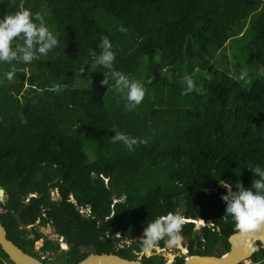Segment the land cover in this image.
Returning <instances> with one entry per match:
<instances>
[{"label":"trees","instance_id":"1","mask_svg":"<svg viewBox=\"0 0 264 264\" xmlns=\"http://www.w3.org/2000/svg\"><path fill=\"white\" fill-rule=\"evenodd\" d=\"M261 1L0 0L8 239L33 257L57 255L46 264H78L91 253L136 261L147 244L164 248L178 236L190 239V255L212 256L249 230L264 204V12L246 20ZM44 23L54 34L34 36ZM230 36L245 87L225 111L208 79L225 67ZM28 194L37 197L26 204ZM181 217L212 225L199 233ZM37 222L67 238L68 249ZM141 260L165 264L161 255ZM0 264L14 263L0 252ZM250 264H264V250Z\"/></svg>","mask_w":264,"mask_h":264},{"label":"water","instance_id":"2","mask_svg":"<svg viewBox=\"0 0 264 264\" xmlns=\"http://www.w3.org/2000/svg\"><path fill=\"white\" fill-rule=\"evenodd\" d=\"M4 193L0 190V194ZM202 223H204L202 221ZM211 224V223H210ZM115 238L114 242L116 243ZM64 241L69 242L66 238ZM230 250L219 244L212 256H192L183 264H242L255 253L264 250V204L255 216V222L249 230L240 231L228 239ZM0 252L5 253L14 264H46L43 261L26 254L8 239L7 231L0 223ZM55 264H58L57 262ZM78 264H143L141 260H128L115 254H89Z\"/></svg>","mask_w":264,"mask_h":264},{"label":"rangeland","instance_id":"3","mask_svg":"<svg viewBox=\"0 0 264 264\" xmlns=\"http://www.w3.org/2000/svg\"><path fill=\"white\" fill-rule=\"evenodd\" d=\"M43 10V9H42ZM264 12V2H260L259 5L257 6V8L250 14L249 18L246 20V24L247 26H249L250 24L255 22V19L258 18V16L260 14H262ZM44 16V14H41ZM54 34L53 28L51 25L44 23L42 25L37 26L36 29H33V35L40 38V37H50L51 35ZM235 43H234V38L232 36H230L227 40L226 43V50L225 53L227 55V61H225V67H223L222 64L219 65L218 69L216 70L217 73H215L214 77H212L211 79H208L209 82H213L215 84V97H216V102L218 103L217 105H219L220 107L223 105V109H225V111L227 109H229L230 107H232L236 102L238 101H242L243 97H242V89L245 87V85L240 84V82L237 80V78L234 76V71H235V65L234 62L236 61L235 55H233V50L235 49ZM4 50L2 49L1 52H3ZM5 53H10V52H4ZM222 54V53H221ZM220 54V56H221ZM219 55V54H218ZM102 60V61H101ZM98 62H104V58L102 57L99 59H96L95 63ZM101 63V64H102ZM1 64V62H0ZM214 64V62H212V65ZM224 69H223V68ZM28 71V68H26ZM162 73L165 75L166 79H169V71L167 69H163ZM219 73V74H218ZM192 77H196V73L192 76ZM106 78V76H105ZM181 79V77H180ZM182 80V79H181ZM1 82V81H0ZM14 84V83H11ZM150 84V83H149ZM27 86V85H26ZM90 86L93 89H98V81L96 82L94 79L91 80L90 82ZM104 89L107 88H115L112 87L109 82H107L104 85ZM118 87V85H117ZM235 91H237V93L239 94V99H235L234 98V93ZM11 92L15 95V90L12 88ZM21 101L23 102L24 99L22 98V96L20 97ZM225 113V112H224ZM215 118H213L212 120H214ZM54 201H57L59 199V196L54 193L53 196ZM76 203V202H75ZM183 211V208L180 209V211L178 212V214H180ZM168 221L172 220L171 217H169L167 219ZM203 221V220H202ZM201 221V222H202ZM180 222H186L183 219ZM201 222H197L195 224V230L198 231L200 233V230L202 227H205L207 225H209L207 222H204L201 224ZM27 229H29L30 231L32 230L31 227H28ZM42 233H44L46 235V238H49L51 240H56L57 236L53 234V229L51 227H47V228H38ZM120 240V239H119ZM175 242L173 241V243L166 245V247L164 248V258H166L165 261H167V263H174L175 262V255L176 256H182L183 252H185L186 249V244L188 242V239H182ZM44 240L39 241L38 243H36V251H38L42 245H43ZM181 242V243H180ZM62 248H66L65 245L62 244L61 246ZM180 248L181 252L179 253H175V255L173 254L174 252H172L170 249L172 248ZM159 252V249L156 248L155 251L151 252V255L153 254H157ZM145 253H149V250H145ZM137 255V253H135ZM145 256V255H143ZM143 256L141 257V259L143 258ZM57 255H51V260H56ZM146 257V256H145ZM173 258V260L171 261V259ZM165 262V264H167Z\"/></svg>","mask_w":264,"mask_h":264},{"label":"clouds","instance_id":"4","mask_svg":"<svg viewBox=\"0 0 264 264\" xmlns=\"http://www.w3.org/2000/svg\"><path fill=\"white\" fill-rule=\"evenodd\" d=\"M0 190H3V189H0ZM4 191V190H3ZM54 193H56L57 195H58V193L57 192H53L52 194H51V196H52V199H53V196H54ZM59 196V195H58ZM37 197V195H35V194H28L27 196H26V199H25V203L27 204V203H29L30 202V200H31V198H36ZM6 198H7V195H5V191H4V193L1 195L0 194V202H2V203H4V202H6ZM54 200V199H53ZM70 202H73L74 204H75V200H74V198L73 197H71L70 198ZM80 208V210H79V213L82 215V216H85V217H89V216H91V209L89 208V207H79ZM169 217H171V219L172 220H170V221H168L167 219L169 218ZM184 220V221H186V222H184V223H188V222H190V223H194V224H196L197 222H201L202 221V219H199V220H196V221H194V220H187V219H185V218H183V217H181L179 220H177L180 224H184L183 222H180L181 220ZM164 220H166V222H168V223H170V224H172L174 221H175V217H174V215L173 214H170V215H168L166 218H164ZM203 222H207L210 226L212 225V223L210 222V221H205V220H203ZM1 223V222H0ZM211 223V224H210ZM2 224V223H1ZM39 223L37 222V224H36V226L38 227V228H47V227H50V225H47V226H40V225H38ZM203 225V224H202ZM31 227V229H32V226H30ZM170 227L171 228H173L174 230H176V227H174L173 225H170ZM28 228V227H27ZM52 228V227H51ZM29 230V229H28ZM41 232V231H40ZM42 233V232H41ZM44 236H45V238H46V235L44 234V233H42ZM53 234L54 235H56L55 234V232H54V230H53ZM57 236V235H56ZM121 236L119 235V234H117V235H115L114 236V240H115V238H118L117 240H116V245L118 246L119 245V239H121L120 238ZM46 239H48V240H51V239H49V238H46ZM64 239H66V238H62V237H59V236H57V239L56 240H51V241H53V242H55V243H59V245H60V248H61V250H67L68 249V246H67V242L66 241H64ZM177 239H179V240H182V239H189V238H182V237H180V236H178L177 237ZM176 239V241L175 242H177L178 240ZM42 240H44V239H42ZM11 241V240H10ZM41 241V240H40ZM142 241H144V242H146V243H148L149 241H150V239H142ZM39 242V241H38ZM38 242H36V243H38ZM14 243V242H13ZM44 243H45V241L43 242V245H44ZM171 243H173V241H169V242H167L166 243V245H169V244H171ZM181 243V242H180ZM189 243V242H188ZM15 244V243H14ZM62 244L63 245H65L66 246V248H62L61 246H62ZM16 245V244H15ZM43 245H42V247H43ZM166 245H165V247H166ZM17 246V245H16ZM36 246V245H35ZM41 247V248H42ZM164 247V248H165ZM40 248V249H41ZM146 248H147V250H149V253H145V250H146ZM156 248H158L159 249V252L157 253V254H153V255H151V252L152 251H155V249ZM164 248H159V247H156V246H149L148 244L146 245V247L144 248V250L141 252V253H138L137 254V256H138V259L137 260H141V257L143 256V255H145L146 257H151V256H155V255H161V256H163V258H164ZM40 249L38 250V251H36V247H35V251L36 252H39L40 251ZM187 249V248H186ZM186 249H185V251H186ZM172 252H174L173 254L175 255V253L177 252V251H179L180 250V248H172V249H170ZM215 250V249H214ZM214 252V251H213ZM51 255H54L53 253H48V254H43V255H41L40 256V258H38L39 260H41V261H45V260H47L49 257H50V259H51ZM194 256H197V255H194ZM166 257V256H165ZM174 257H176V255L174 256ZM190 257H192V255L190 256ZM190 257H188V258H190ZM35 258H37V257H35ZM179 258H183L184 259V262L188 259V258H184L183 257V255L182 256H179ZM178 258V256L175 258L176 260H175V262L174 263H172V262H170V263H167V261H165L166 260V258H164V261L167 263V264H175L176 263V261H177V259H179ZM141 262H142V260H141ZM183 262V263H184ZM242 264H250V259L249 260H247L246 262H244V263H242Z\"/></svg>","mask_w":264,"mask_h":264},{"label":"flooded vegetation","instance_id":"5","mask_svg":"<svg viewBox=\"0 0 264 264\" xmlns=\"http://www.w3.org/2000/svg\"><path fill=\"white\" fill-rule=\"evenodd\" d=\"M230 237V236H229ZM229 237H227V241H228V239H229ZM121 238V237H120ZM190 241V239H188V242ZM187 242V244H186V251L185 252H183V257L184 258H188V257H190L191 255H190V245H189V243ZM122 242L120 241V243L119 244H121ZM220 244H223V246L227 249V251H229L230 250V243L228 242V246H225V244L224 243H220ZM179 252H181V250H179V251H177L176 253H179ZM213 255V254H212ZM177 257V256H176Z\"/></svg>","mask_w":264,"mask_h":264},{"label":"bare ground","instance_id":"6","mask_svg":"<svg viewBox=\"0 0 264 264\" xmlns=\"http://www.w3.org/2000/svg\"><path fill=\"white\" fill-rule=\"evenodd\" d=\"M201 224H202V222H201ZM173 260V258L171 259V261Z\"/></svg>","mask_w":264,"mask_h":264}]
</instances>
